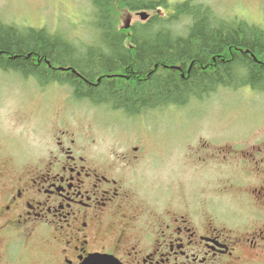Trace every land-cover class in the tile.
<instances>
[{"label":"rangeland","instance_id":"obj_1","mask_svg":"<svg viewBox=\"0 0 264 264\" xmlns=\"http://www.w3.org/2000/svg\"><path fill=\"white\" fill-rule=\"evenodd\" d=\"M185 1L165 0L169 7L166 11ZM192 2L210 7L223 19L238 17L264 30V0ZM93 10L92 0H0V21L47 29L81 49L98 40ZM127 17L125 14L120 21L122 25ZM131 21L143 23L135 16ZM60 138L68 143L74 139L88 148L102 161L101 173L109 176L116 172L110 169L112 163L123 167L129 164L124 158L133 156L138 147L140 161L131 163L134 174L130 185L135 190L139 186L155 199L169 200L172 196L178 200L183 192L191 200L186 201L193 205L198 201L204 208L211 204L219 220L237 227L239 222H247V209L261 212L252 201L255 197L251 190L264 179L263 172L254 171L264 166L256 165L264 157L262 92L220 89L210 98L185 107L169 106L126 117L77 99L71 85L39 84L0 71V144L5 149L0 154V174L7 169L13 181L26 176L45 158L51 144L57 147ZM256 147L262 151L256 152ZM251 154L256 155L257 163ZM151 187L154 191L150 193ZM33 248L36 255L44 254L41 242L31 244L30 256L25 259L28 264H35ZM240 256L237 264L264 260L249 251H241Z\"/></svg>","mask_w":264,"mask_h":264},{"label":"flooded vegetation","instance_id":"obj_2","mask_svg":"<svg viewBox=\"0 0 264 264\" xmlns=\"http://www.w3.org/2000/svg\"><path fill=\"white\" fill-rule=\"evenodd\" d=\"M132 16L138 12L126 15L128 24ZM61 139L26 176L13 181L7 169L0 174V264H28L35 242L44 247L41 256L33 248L35 264H237L241 251L264 258V179L251 190L261 212L247 209L241 214L247 222L237 227L183 192L178 200H158L133 189L138 147L124 158L129 164L112 163L116 172L109 176L88 148ZM4 150L0 144V154ZM256 165H264V157ZM254 171L264 173V166Z\"/></svg>","mask_w":264,"mask_h":264},{"label":"trees","instance_id":"obj_3","mask_svg":"<svg viewBox=\"0 0 264 264\" xmlns=\"http://www.w3.org/2000/svg\"><path fill=\"white\" fill-rule=\"evenodd\" d=\"M92 3L98 40L81 49L47 29L0 21V71L39 84L71 85L77 99L126 117L185 107L220 89L264 93L260 27L238 17L223 19L192 0L170 11L165 0ZM141 10L154 15L124 29V13Z\"/></svg>","mask_w":264,"mask_h":264},{"label":"water","instance_id":"obj_4","mask_svg":"<svg viewBox=\"0 0 264 264\" xmlns=\"http://www.w3.org/2000/svg\"><path fill=\"white\" fill-rule=\"evenodd\" d=\"M140 16H141L142 20H146V19H148V17H149L146 13H141ZM102 260H103L104 262H99V261H102ZM102 260H98V264H109V263L107 262V260H104V259H102Z\"/></svg>","mask_w":264,"mask_h":264}]
</instances>
